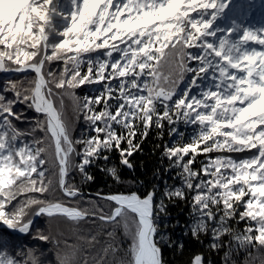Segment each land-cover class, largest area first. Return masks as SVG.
<instances>
[{
	"label": "snow or ice",
	"instance_id": "snow-or-ice-1",
	"mask_svg": "<svg viewBox=\"0 0 264 264\" xmlns=\"http://www.w3.org/2000/svg\"><path fill=\"white\" fill-rule=\"evenodd\" d=\"M254 7L0 0V72L24 73L0 90V224L11 230L0 232V264H53L16 245L19 234L52 244L55 264H165L164 246L183 249L168 231L177 202L189 209L185 234L208 236L223 264H264V16L246 22ZM86 82L93 91L79 94ZM165 125L161 167L127 186L122 170ZM94 169L104 187L92 188ZM189 264L213 262L197 252Z\"/></svg>",
	"mask_w": 264,
	"mask_h": 264
},
{
	"label": "trees",
	"instance_id": "trees-1",
	"mask_svg": "<svg viewBox=\"0 0 264 264\" xmlns=\"http://www.w3.org/2000/svg\"><path fill=\"white\" fill-rule=\"evenodd\" d=\"M236 2V0H234ZM54 3H58L60 5H66L67 0H54ZM227 11V10H226ZM218 22V21H217ZM62 37H57V39ZM51 39V38H50ZM102 51V50H97ZM117 53H113V56H116ZM24 73H17L11 76L7 75V73L0 72V90H3L4 84L9 78L19 80ZM79 94H91L93 88L87 82L84 85L79 86L77 89ZM11 95V93H9ZM19 107L23 108V105ZM27 115L31 116L32 113L29 111ZM18 126L21 128L27 127L25 121L20 120L17 121ZM83 128V123L78 122L76 126L75 135H79L81 129ZM179 130L184 132V139H187L188 132L190 131L184 124L179 125ZM164 136L162 138H158L155 130H150L149 134L141 141L140 149L134 152L131 156V160L135 165V170L130 171L126 167L122 170L123 176L125 180L128 182L129 187H131L130 181L132 179H138L140 181H152L153 173L157 168L161 167L160 161V148L157 145H161L165 141H169L171 138L167 135V125H165ZM254 151V150H253ZM166 163V161H165ZM97 184L92 185L93 189L104 187V182L107 180V177L104 176L99 170L94 169ZM172 182L179 183L178 179L174 178V173L169 172L165 174ZM161 181H163V177H161ZM107 187H113L111 181H107ZM137 188L140 187L139 184L136 185ZM142 190V189H141ZM170 213L169 217V229L168 231L172 234V238L179 243L183 241V249L172 248L168 246H164L162 249V256L165 261V264H189L190 259L197 252H202L206 258H210L213 264H223L222 261V252L210 251L208 248L209 237L201 236L200 241L193 239L190 235L185 234L183 231L184 225L188 222V206L186 203L177 202L175 205H170L168 209ZM179 221V225L176 227H171V224L174 221ZM36 227L43 228L44 221L41 218H37ZM243 227V224H241ZM0 232H8L11 230L6 229L5 226L0 224ZM14 243L19 246L27 247H40L45 250V255L49 260L55 264L56 256L55 252L52 251V244L46 241H39L34 239L32 236H24L23 234H19L12 237ZM241 261L243 260V253L238 257Z\"/></svg>",
	"mask_w": 264,
	"mask_h": 264
},
{
	"label": "rangeland",
	"instance_id": "rangeland-1",
	"mask_svg": "<svg viewBox=\"0 0 264 264\" xmlns=\"http://www.w3.org/2000/svg\"><path fill=\"white\" fill-rule=\"evenodd\" d=\"M252 2L255 4V7L253 8L252 12L250 13V20L246 21V22H252V23L259 25V23L261 22L260 18L262 16H264V7L261 6L262 3H264V0H252ZM217 23H220L221 26H223L222 21H218ZM250 43H252V42H250ZM255 46L259 47L258 44H256ZM14 74H17V73H14ZM12 75H13V73H12ZM9 76H11V74ZM246 151H253V150H246ZM226 154L233 155L236 158H241L244 153H226Z\"/></svg>",
	"mask_w": 264,
	"mask_h": 264
},
{
	"label": "water",
	"instance_id": "water-1",
	"mask_svg": "<svg viewBox=\"0 0 264 264\" xmlns=\"http://www.w3.org/2000/svg\"><path fill=\"white\" fill-rule=\"evenodd\" d=\"M15 72H13V74H14ZM11 75H12V73H10ZM9 73H7V75H10Z\"/></svg>",
	"mask_w": 264,
	"mask_h": 264
}]
</instances>
